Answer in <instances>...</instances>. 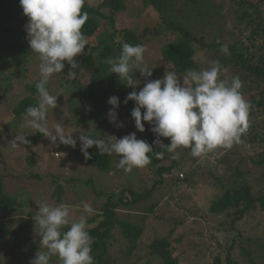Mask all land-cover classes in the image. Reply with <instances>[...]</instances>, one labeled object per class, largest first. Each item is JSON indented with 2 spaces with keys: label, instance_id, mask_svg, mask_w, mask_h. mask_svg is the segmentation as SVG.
Returning <instances> with one entry per match:
<instances>
[{
  "label": "trees",
  "instance_id": "16d2710c",
  "mask_svg": "<svg viewBox=\"0 0 264 264\" xmlns=\"http://www.w3.org/2000/svg\"><path fill=\"white\" fill-rule=\"evenodd\" d=\"M135 1L143 9L150 8L156 13L157 25L154 29L145 27L136 31L118 27L117 16L131 12L132 4ZM82 11L88 13V19L81 31L87 43L93 42H90V47L85 46L83 50L87 49L85 55L75 58L78 64L74 69L77 73L76 79L72 80L66 76L70 66L65 62L62 72L55 73L50 77L47 85L49 92H52L51 81L60 76V81L55 89L64 92V103L68 113L76 118L80 111L82 112V116L76 119L72 125L77 127L81 123L89 122L97 124L87 134L94 138H102V130L106 123L103 118L107 117V113L111 109V105L108 104L109 97H118L120 101L118 108L120 109L116 108L115 111L121 112L123 118L130 119L124 129L133 131L138 139L146 140L153 146L154 151L149 154L151 163L142 168L152 175L151 184L146 186L143 185V182L138 185V189L128 186L119 189L118 192L114 191L115 187L109 186V196L102 205L98 217L95 218L94 215L86 220V230L93 238L91 255L94 264H107L109 250L116 241L113 234L115 231L119 233L125 247L121 251L124 264H131L130 257L137 249L138 241L145 231L144 222L148 219L149 214H157V204L145 208L141 217L129 213L126 217H121L119 212L146 203L166 178L169 179L171 185H174V188L180 189L181 193L183 190L186 193V188L194 187L202 179L213 183V179H215L217 185L215 189L221 196L212 200L208 212L214 216V220L222 221L216 224L218 225L216 231L223 230L225 234L233 232L225 241L223 250L217 252V248L212 246L199 249L202 256L207 252L210 255L214 253L212 262L209 264H264V229L261 231L262 236L255 238L256 242L253 240L254 234L250 232V230L255 232L256 228L260 230L261 226H264V180L257 186V177L254 178V172L250 170L253 167H259L264 171V0H99L95 6L85 0ZM25 19L26 21H24ZM27 22L28 18L23 15L19 0H0V99L13 91L14 81L24 80L23 97L14 101L10 107L12 119L5 128L11 133L10 137L17 135L14 132L17 133L21 127L20 122L24 119L25 110L30 106H36L39 102L35 83L40 79V62L37 54L30 50L27 41ZM162 33L168 36V40L161 45L159 55L165 65L169 67L168 71H173L182 77L188 71H200L209 67L211 61H219L222 69L220 79L230 82L233 76H239L243 82L240 91L244 99L251 103L248 117L249 127L242 134L241 142L235 144L254 143L257 138L262 142L255 146L257 149L254 150H257L258 153L252 156L249 153L245 155L240 152L236 153L235 148L230 149L228 151L230 157L234 156L237 161L234 165L225 167L224 177L221 179L211 177L213 174H209L203 166L201 167V164L192 165L194 168L185 164L184 168L182 161L190 158L189 149L180 148L179 159H172V153L153 145V141L157 137L150 130L152 125L147 122L142 121L144 132L137 131L131 117V110L135 106V102L124 103L128 93L133 89L126 87L116 74L109 73L110 66L105 61L117 57L123 43L144 45V42L149 38H157ZM222 45L228 46L230 55L220 52ZM151 71L152 75L147 80L140 75L138 70L134 72V78L140 81L136 91H139L148 80L161 79L166 73L165 69H151ZM64 75L66 78H62ZM85 77L87 80H83ZM2 107H6V102ZM122 121L124 120L122 119ZM2 131L0 130V133ZM22 134H25L24 130ZM42 137L43 135L38 132L25 134V138L29 141L25 146L28 148L35 145ZM159 139L165 146L170 142L168 138L160 137ZM87 151L90 158L86 159V163L89 165L88 167L96 169L97 173L107 174L114 167L113 158L106 154H100L95 145ZM160 151L164 152V156L158 159L155 152ZM211 153L214 154L215 150L206 155ZM206 155L203 156L206 157ZM33 157L28 155L25 158L30 167L37 164ZM115 158L118 162L119 157ZM13 177L15 179V176ZM128 177L131 183L140 182L142 178L135 171ZM37 178L42 177L37 176ZM6 180L10 192L14 189L12 179L3 176L0 170V211L14 210L20 207L30 209L31 205L26 201H18V193L11 195L5 193L4 182ZM74 180L81 182L79 179H69L68 182ZM84 182L92 187V191H98L97 197L105 194L95 185L93 177L84 180ZM52 183L54 184L55 181ZM55 186L52 198L61 204L64 190L58 183ZM177 189L176 191L180 193ZM34 217L30 213L20 219L15 232L16 236H22L20 241L19 238L16 239L22 245L20 249L14 248L17 254L21 250L25 251V241L28 239L21 235V232L31 233L34 229L39 232ZM184 219L175 222L171 226L170 232L178 230L177 228L183 225ZM243 223H249L247 229L242 230ZM220 225H224L223 229L220 228ZM66 230L67 227L62 229V231ZM11 234V230L2 227L0 242ZM207 237L210 241L216 239V235L211 233ZM178 241H181V238ZM238 243L241 244L237 246ZM32 249L33 252H39L37 247ZM149 251L151 256L161 264H179V258L173 256V247L168 238H153L149 244ZM33 258H35L34 255H25L24 264H26L25 261L28 262ZM49 264H60V261L58 257L52 256Z\"/></svg>",
  "mask_w": 264,
  "mask_h": 264
},
{
  "label": "clouds",
  "instance_id": "9594fccd",
  "mask_svg": "<svg viewBox=\"0 0 264 264\" xmlns=\"http://www.w3.org/2000/svg\"><path fill=\"white\" fill-rule=\"evenodd\" d=\"M23 15L28 18L26 25L27 41L30 50L37 54L39 60L40 79L35 83L39 95L36 106L25 110L26 127L47 138L54 146L56 142L75 148L77 139L72 133H65L61 123H56L54 133L45 124L49 108L54 109L57 97L50 94L48 82L55 73H61L65 62L70 66L66 74L69 79H76V57L87 45L81 29L88 19V13L82 11L85 0H19ZM144 45L123 43L117 57L105 61L109 73L133 90L124 100L134 101L131 117L137 131L144 132V123L152 125L151 131L157 139L153 145L172 153V159H179L177 149L190 150L192 157H201L217 149H230L235 143L241 142V136L249 127L250 101L244 99L241 89L243 82L239 76H233L230 82L220 79L221 66L219 61H211L209 67L200 71H188L178 76L167 71L161 79L148 80L136 91L140 83L134 78V72L151 77V67L144 62ZM220 52L230 55L227 45H222ZM119 99L111 96L108 104L111 109L107 116L110 123H116ZM143 109V113H142ZM143 121V122H142ZM94 138L80 134V151L86 159L90 158L87 149L94 145L100 154L119 157L116 168L131 172L134 168H143L151 163L150 153L153 146L146 140L138 139L130 133L117 139ZM160 137L168 138L170 143L165 146ZM13 148L28 144L25 134H17L10 142ZM156 158H163L164 152H155ZM182 176V175H181ZM83 212L92 214L93 208L82 202ZM70 205L61 203L51 205L47 202L38 205L34 217L41 237L40 244L45 249L36 253L29 264H49L52 256L58 257L60 264H94L92 252L93 238L86 230V215L78 220L70 218ZM67 227L66 231H62Z\"/></svg>",
  "mask_w": 264,
  "mask_h": 264
},
{
  "label": "rangeland",
  "instance_id": "374dc122",
  "mask_svg": "<svg viewBox=\"0 0 264 264\" xmlns=\"http://www.w3.org/2000/svg\"><path fill=\"white\" fill-rule=\"evenodd\" d=\"M91 5L99 3V0H87ZM227 10V9H226ZM225 10V11H226ZM119 28H128L132 30H141L145 27L149 29H154L157 25V15L156 13L148 8L143 9L142 6L135 1L132 4V11L129 13L119 14L116 18ZM26 21V19L24 20ZM27 25V24H26ZM168 40V36L161 34L157 38H149L144 42L146 47V52L144 53V62L148 67L152 69H165L168 71V66L161 60L159 55V49L162 44ZM93 41L87 43V48L90 47ZM87 49L83 51L80 56H83L86 53ZM85 55V54H84ZM200 60H203L200 58ZM199 60V61H200ZM36 77V76H33ZM66 78V76H62ZM52 79V78H51ZM182 80V77L180 78ZM83 80H87L86 77ZM23 79H19L13 82V91L9 94L7 93L5 97L1 98L0 101V130H3L0 133V170L3 176L11 177L12 179V189L9 192V186L7 180L4 182V190L7 194H19L18 201H26L31 208H15L0 211V230L2 227H6L8 230L12 231L10 236L5 237L4 240L0 242V264H24L23 259L26 256L34 255L37 252H33V247H37L39 251H44L45 249L40 244V235L37 230H33L31 233L27 231L21 232V235L27 237L25 241L26 249L25 251L21 250L19 254L16 253L14 248L21 247L22 243L16 241V239L22 236H16V228L19 226L20 219L29 215H36L38 211V205L43 202H47L51 205H59L52 198V194L56 188L55 184H60L63 187L62 203L70 205V218L72 220H78L79 217L83 214L87 216V219L96 216L100 212L102 205L106 202L107 197L109 196V186L115 187V192H118L119 189L131 186L135 189H138V185H149L151 184L150 178L152 175L149 174L145 169L134 168L131 172H124L123 169L116 168L115 157L117 155L113 154L112 164L114 167L107 174L97 173L96 169L88 167L86 163V158L80 151V142L79 135L82 133L87 135L91 132L92 128L97 124L94 123H81L79 126L74 127L72 124L75 123L76 119L82 116V112L76 116L72 117L65 106V94L63 91H57V83L60 81V76H57L51 81L50 87L52 92L50 94L60 93L57 97L56 104L57 106L52 109L49 108L45 124L48 127L49 131L54 133V126L56 123H61L64 125L65 133H72L73 138L77 139V145L75 148L71 146H66L59 144V141L56 142L54 146L47 138L42 137L39 139L35 145L29 146L28 148L25 145H20L16 148H13L11 141L15 136H11L9 130L5 129L7 123L10 122L11 112L10 107L13 105V102L17 99L23 97ZM56 90V91H54ZM6 102V107L2 105ZM120 109V108H118ZM122 113L117 111V121L116 123H122L123 127H116V124L110 123L108 116L103 119L106 120L105 125L102 130V138L111 139L108 136H115L117 139L122 138L125 135L134 133L133 131H127L124 129L127 122L130 121L128 117L123 118ZM124 121H122V119ZM20 128L18 132L14 134H22V131H25V134L34 133L36 130L26 127L25 119H22L20 122ZM68 124L65 128V125ZM10 134V136H9ZM13 134V135H14ZM264 138V130H263ZM2 139V141H1ZM260 142V139L257 138L254 143L243 142L241 145H233L230 149L235 148V152H240L242 155L249 153L251 156L258 153L257 146ZM170 142H168L169 144ZM218 149V150H217ZM215 149L214 154L206 155V157H192L183 159L182 163L184 168L186 165L194 168L192 165L201 164V167L205 168L208 173H212L211 177L221 179L224 177L225 167L229 165H234L237 159L234 156L230 157L228 151L230 149L217 148ZM217 150V151H216ZM180 155V149H177ZM31 155L36 160L37 164L34 167L28 166L25 158L26 156ZM256 158V157H255ZM250 160V159H249ZM251 161H253L251 159ZM186 164V165H185ZM252 166L251 164H248ZM254 172V178L257 177L259 183L264 180V171L259 167H253L250 169ZM136 172L137 175L142 177L140 182L135 181L131 183L129 175L132 172ZM199 173V171H197ZM32 174V175H31ZM15 176V179L14 177ZM34 176V178H33ZM41 176L42 178H37ZM54 179H53V177ZM93 177L95 185L98 186L100 190L105 192L101 196L97 197L96 193L98 191H92V187L88 186L84 180ZM69 179H79L68 182ZM132 180V179H131ZM55 181L53 184L52 182ZM208 181L202 179L195 184L194 187L186 188V193H181L180 189H176L180 192L178 193L174 188V185H171L169 179L166 178L163 181V184L158 186L156 191L153 193L151 198L144 204L137 205L136 208H129V210H121L119 215L121 217H126V215L132 214L136 217L142 216V211L149 207L152 204H157V214H149L148 219L144 222L145 231L141 238L138 241V247L134 251L133 255L130 257L131 264H161L158 260L154 259L149 251V244L152 242L155 237H163L171 240V245L173 247V256L179 258V264H209L212 262V255L208 252L206 255L202 256V252H199L200 248L206 246H212L217 248L216 251L223 250L225 246V241L229 238L233 231L225 234L223 230L216 231L218 223L222 222L221 220H214V216L209 214L208 209L212 200L219 198L221 194L218 190L215 189L217 186L215 184V179ZM264 184V183H263ZM219 186V185H218ZM129 198L128 195H126ZM17 198V197H16ZM82 202H87L93 208L92 214H85L83 212ZM155 211V212H156ZM184 219L183 225L178 227V230L170 232L171 226L177 222ZM212 218V221H211ZM99 220V219H97ZM96 220V223H97ZM244 224V223H243ZM242 230L247 229L249 223L242 225ZM224 225H220V228L223 229ZM237 228V227H236ZM264 229V226H261L260 230L253 232L250 229V232L254 234V241L256 242V237L262 236L261 231ZM202 233V235H200ZM216 235L215 241H210L207 237L209 234ZM31 234V235H30ZM116 241L113 243V246L110 248L108 253L107 264H124V258L122 255V249H124L123 242L119 233L117 231L113 232ZM181 238V241L178 239ZM247 240V239H246ZM245 240V241H246ZM244 241V242H245ZM241 243H238L239 246ZM27 245L29 246L27 248ZM230 244L228 245V247ZM235 247L236 249L238 247ZM28 251L29 254H28ZM216 252L214 250H210ZM22 260V262H21ZM30 260L25 263L29 264Z\"/></svg>",
  "mask_w": 264,
  "mask_h": 264
}]
</instances>
